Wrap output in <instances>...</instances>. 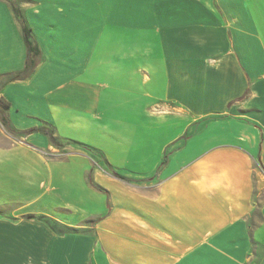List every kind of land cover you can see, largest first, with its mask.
Masks as SVG:
<instances>
[{"label": "crops", "instance_id": "obj_1", "mask_svg": "<svg viewBox=\"0 0 264 264\" xmlns=\"http://www.w3.org/2000/svg\"><path fill=\"white\" fill-rule=\"evenodd\" d=\"M15 2L42 60L0 88V110L79 144L0 122V264H264V0ZM25 56L0 0V74ZM131 152L146 165L125 166ZM101 239L139 246L116 262Z\"/></svg>", "mask_w": 264, "mask_h": 264}, {"label": "trees", "instance_id": "obj_2", "mask_svg": "<svg viewBox=\"0 0 264 264\" xmlns=\"http://www.w3.org/2000/svg\"><path fill=\"white\" fill-rule=\"evenodd\" d=\"M5 1L10 5L11 10H12L15 18L20 23L22 38H23V42H24V45L26 48V56H25V60H24V64H23L22 69H20L18 71L8 72L5 74H0V88L3 87L8 82L15 81V80H24V79L28 78L29 76H31V74L34 72L37 65L42 60L41 50H40L39 46L37 45V42L33 38V35L31 33V28L27 24V22H26L25 18L23 17L21 11L19 10L18 5L16 4L15 0H5ZM0 102L3 105L8 106V103L2 97H0ZM0 122L3 125V127L5 128V130L7 132H9L13 137H19L20 135L25 136V135L32 134V133H40V134L45 135L47 137L49 143L52 146L57 147V148H62L65 146V144H68V143H75V144L78 143V142L70 140V139L63 141L61 138H59L56 135L54 126H52L46 122H43V121L41 122V124L39 126H33L30 128L18 131L17 129H15L11 125V123L7 119V117H4V113L0 110ZM82 146L85 149L89 150L90 152L103 157V154L101 152H99V150L96 149L95 147L85 145V144H82ZM103 159H104L108 169L111 171L113 176L120 178L122 180H126V181L131 180L125 176L120 175L118 172H116L110 166V164L106 161V159L104 157H103ZM165 164H166V156L161 161L158 169L160 170ZM88 181L93 187L97 188L98 190H102L100 187H98L96 184L93 183L90 174L88 175ZM25 217L35 218V219L41 220V221L47 223V225L53 231H55L59 234H77L80 232H84V231H81L79 228L70 227L67 225H61V224L57 223L55 220H53V219H51L48 216L43 215V214H26Z\"/></svg>", "mask_w": 264, "mask_h": 264}, {"label": "rangeland", "instance_id": "obj_3", "mask_svg": "<svg viewBox=\"0 0 264 264\" xmlns=\"http://www.w3.org/2000/svg\"><path fill=\"white\" fill-rule=\"evenodd\" d=\"M101 6H102L101 13H102L103 12V9H104V3ZM51 7H52V5H51ZM84 11H82V12H84ZM98 12H100V11H98ZM100 68H102V67H100ZM11 72H12V70H11ZM101 75H102L101 69L97 70V72H96L97 80L99 78L98 76H101ZM149 112H150V114H153L155 116H158V115L164 113V111H163L162 108H160L159 111H155V110L149 109ZM154 126H156L155 123H154ZM143 131L144 132L145 131H148L149 133L147 132V133L143 134L142 141H143L144 138L150 139V137L152 135V133H151L152 132V123L150 125H148V128L144 126ZM147 148H148V150L145 151L143 153V155H142L143 158L145 157V162L148 161V160H151V158L155 155V151L152 148V145L148 146ZM134 151L137 152L138 151V148H135ZM135 155L136 154L134 152H131L129 155L126 156L125 166H130V164H131V166H133L134 168H136V166L146 165V163H144V162L141 163V162L134 161L135 160L134 159L135 158ZM138 157H139V155H138ZM93 160L96 163L97 162L98 163L102 162V160L100 159V157L97 156V155H93ZM68 187H69V192L66 195V197H67L68 200H71V199L73 200L77 196L79 190H78V188L76 187V185L74 183H69L68 184ZM65 190L68 191V189H65ZM100 243H101L102 247L106 250V252L109 254V256L111 257V259H113L116 262H118L120 260L119 255L122 252H124L125 254H127L129 252V250H130L129 248H130L131 245H135L136 248L139 246V243H131V241H125V242H122V241L109 242V241H104L103 239H101L100 240ZM141 247H142V245H141ZM127 256H130V255H127Z\"/></svg>", "mask_w": 264, "mask_h": 264}, {"label": "built area", "instance_id": "obj_4", "mask_svg": "<svg viewBox=\"0 0 264 264\" xmlns=\"http://www.w3.org/2000/svg\"><path fill=\"white\" fill-rule=\"evenodd\" d=\"M160 108H161V105H160V104H157V105H155V106L153 107V110H155V111H159Z\"/></svg>", "mask_w": 264, "mask_h": 264}]
</instances>
